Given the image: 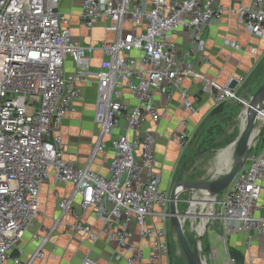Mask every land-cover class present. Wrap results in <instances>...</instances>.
Segmentation results:
<instances>
[{"label": "built area", "instance_id": "2783aa9c", "mask_svg": "<svg viewBox=\"0 0 264 264\" xmlns=\"http://www.w3.org/2000/svg\"><path fill=\"white\" fill-rule=\"evenodd\" d=\"M238 11L248 31L264 37V0H250ZM222 12L219 0H84L83 24L91 29L105 21L106 29L117 35L97 46L74 40L61 0H0V264H33L44 258V249L61 224L92 241L103 237L117 242L119 262L172 264L170 192L161 187L157 133L146 129L144 122L147 116L155 124L161 120L157 94L171 97L184 79L199 76L190 53L178 55L179 31L192 29L193 43L203 50L205 29ZM97 49L104 57L100 68L93 70ZM93 78L100 133L89 163L80 166L65 157L61 127L75 103L85 99L83 86ZM125 89L136 99L134 106L123 100ZM203 91L213 95L215 107L248 100L216 81L207 82ZM181 95L185 107L194 110L189 92L182 89ZM182 125L176 137L185 145L191 131L187 119ZM109 141L114 156L106 176L93 170L90 162ZM263 177L264 139L259 136L231 185L210 195L211 218L224 220L228 233L249 234L248 243L252 234L264 236ZM50 181L71 184L73 190L66 196L55 191L60 213L44 235H34L39 244L25 258L22 238L36 226L42 187ZM91 211L102 224L100 233L84 220ZM133 224L141 241L151 240L149 255L142 242L134 240ZM236 262L229 256L227 264ZM82 264L98 262L86 255Z\"/></svg>", "mask_w": 264, "mask_h": 264}, {"label": "crops", "instance_id": "0c3cea01", "mask_svg": "<svg viewBox=\"0 0 264 264\" xmlns=\"http://www.w3.org/2000/svg\"><path fill=\"white\" fill-rule=\"evenodd\" d=\"M83 1L61 0V9L71 18L74 40L85 45L93 43L99 46L103 40L113 41L116 39V33L106 29L105 21H99L91 29L83 24L81 18ZM249 2L250 0H219L223 12L219 17L213 19L205 29L203 50L193 43L194 31L192 29L183 28L176 37L179 57L183 58L189 52V59L195 63V69L199 76L184 79L181 89L176 90L171 97L157 94L156 106L161 113V120L155 124L147 116L144 122L146 129L154 130L157 133L155 151L158 169L161 172V187L169 192L180 180V175H183L181 159L191 140L184 145L176 137L177 132L184 129L182 120H188L192 138L201 123L215 108L214 97L211 93L203 91L204 85L209 81L228 85L232 79H238L239 84L235 90L240 95L245 91V85L252 86L253 93H255L264 84V37L249 32L238 11L241 4L246 5ZM231 43H236L239 46L235 47ZM203 55L207 58V62L203 60ZM103 57L100 49L93 53V70L100 68ZM72 66V61H70L68 68L71 69ZM247 82L250 83L247 84ZM182 89L189 92L194 110L185 107L181 95ZM83 91L85 99L75 103V110L65 117L61 127L66 150L65 157L80 166L89 163L100 133L99 124L95 121L98 96L97 79L93 78L91 84L83 86ZM123 100L132 106L137 103L128 89L123 92ZM125 131V126H123L121 132ZM113 156L114 150L109 141L107 148L98 153L91 160L90 165L96 172L110 176L109 166ZM72 190L71 184L55 183L54 181L44 184L41 191L42 213L36 219V226L30 228L22 238V245L26 250L25 258L33 253L39 244L34 239V235L37 232L44 235L46 230L53 227V223L60 213L55 191L66 196L72 193ZM198 192L204 195L202 190ZM261 201H264V177ZM184 203L189 207L187 200ZM194 204L195 202L192 207ZM196 209L199 210L198 213L203 212L211 216V209H208V206L206 208L197 205ZM206 219L208 223L201 244L202 257L207 264H227L229 256L241 257L243 264H264L263 235L252 234L251 241L248 243L249 234L245 232L228 233L225 221L219 217ZM84 220L92 225L96 232L100 233L102 224L92 211L85 214ZM194 220L193 224L195 223V225L201 223L200 217ZM132 229L134 240L140 242L138 226L133 224ZM141 242L149 255L151 240L146 239ZM117 248V242H108L103 237L92 241L87 235L68 230L64 224H61L54 231L44 249L45 257L37 259L33 264H82V259L86 255L96 259L98 264H127L125 260L120 262L116 260Z\"/></svg>", "mask_w": 264, "mask_h": 264}, {"label": "rangeland", "instance_id": "374dc122", "mask_svg": "<svg viewBox=\"0 0 264 264\" xmlns=\"http://www.w3.org/2000/svg\"><path fill=\"white\" fill-rule=\"evenodd\" d=\"M249 83L250 82H247V84ZM244 90L245 91L240 93V95L244 97L246 96L247 99H250L254 94L253 87H247L245 85ZM230 103L232 105H237L241 102L238 100H234ZM245 108V104H243V107L241 109L236 107H228L222 114L217 115L213 118H207L206 125L204 126L202 131L198 132L197 135H195V137L193 138V148L188 149L182 156L181 168L183 167L184 171L179 181H209L213 178H217L216 176L220 177L223 171L227 170L228 164H232L234 160L232 161V157H226L225 153L226 151L235 149L236 147L235 142L238 140L241 134V130L242 128H244L247 121L246 111H244ZM263 127L264 126H262V129ZM259 136H261L260 133L255 139L259 138ZM227 147L229 148L224 150ZM198 191L199 190L190 189L181 194L182 200L179 204L180 211H185L188 209L186 203H184V200H186V198L196 197L206 200L210 199V196L207 193L203 192V195ZM196 201H199V205L207 208V203L209 201L195 200L193 201L195 202V209L197 208ZM191 211L198 212L199 210H193L192 207ZM195 217L196 216H194L193 218L195 219ZM193 218L188 217L184 221V229L191 246L194 247L195 244H198V247H201L200 253L202 254L201 243L204 239V235L201 238L199 237L198 232L195 228L197 225H199L200 222L196 225L195 223L193 224V222H195ZM167 226L172 264H189L188 259L179 242L176 229L172 225V222L169 221Z\"/></svg>", "mask_w": 264, "mask_h": 264}, {"label": "water", "instance_id": "95a60500", "mask_svg": "<svg viewBox=\"0 0 264 264\" xmlns=\"http://www.w3.org/2000/svg\"><path fill=\"white\" fill-rule=\"evenodd\" d=\"M238 84V79H232L228 86L231 89H236ZM243 103L246 105L247 108V123L244 128H242L241 134L238 140L235 142L236 158L234 162L229 165V168H227L226 171H223L220 177L213 178L209 181H177L170 192L171 222L174 228L176 229L179 242L188 259L189 264H207V262L200 253L201 247H198V244H195L194 247H192L189 243L184 229V221L188 217L194 216L200 217L203 221L206 218H211V216L203 212L195 213L192 212L190 209L180 211L178 203L182 200L181 194L185 193L187 190L190 189H198L207 193L209 196L211 194L218 195L225 191L231 185L234 178L243 168L246 162L247 154L252 150V136L255 129L257 116L259 112L264 111V84L252 95L250 99L245 100ZM229 147L225 148L224 150L228 149ZM186 200L189 203V206L191 207L193 201L195 200L209 201L212 199L210 196L209 200L196 197L189 198ZM204 233L202 235H199V237H203Z\"/></svg>", "mask_w": 264, "mask_h": 264}, {"label": "bare ground", "instance_id": "6f19581e", "mask_svg": "<svg viewBox=\"0 0 264 264\" xmlns=\"http://www.w3.org/2000/svg\"><path fill=\"white\" fill-rule=\"evenodd\" d=\"M247 108H245V110L244 111H247L246 110ZM243 111V112H244ZM246 117H247V112H246ZM246 123H247V121H246ZM246 123H245V125H246ZM264 125V111H262V112H259V114H258V116H257V120H256V124H255V129H254V132H253V136H252V142L255 140V138L259 135V133H260V131H261V129H262V126ZM226 155V157H232V161L233 160H235V157H236V147H235V149H232V150H228V151H226V153H225ZM228 168H229V164H228V166H227ZM226 167V168H227ZM226 170V169H225ZM194 203V202H193ZM207 205H208V209L210 208L211 209V207H210V203L208 202L207 203ZM193 210H196L195 209V207H194V205H193ZM193 212V211H192ZM206 225H207V219H204L203 221L201 220V223L199 224V225H197L196 226V230H197V232H198V235H202L203 233H204V231H205V229H206Z\"/></svg>", "mask_w": 264, "mask_h": 264}, {"label": "trees", "instance_id": "16d2710c", "mask_svg": "<svg viewBox=\"0 0 264 264\" xmlns=\"http://www.w3.org/2000/svg\"><path fill=\"white\" fill-rule=\"evenodd\" d=\"M228 107H229V108H234V107H236V108L241 109V108L243 107V104H242V103H238L237 105H232L230 102H224V103H222V104L216 106V107L210 112V114L208 115V117L213 118V117H215V116H217V115H220V114H222L223 112H225L226 109H227ZM208 117H207V118H208ZM207 118H206L205 121H203V122L201 123L200 127H199L198 130L195 132L194 136H192V138H191V140H190V142H189L188 149L193 148V147H192V146H194V144H193V143H194L193 138L195 137V135H197L198 132L202 131V129H203L204 126L206 125ZM261 138L264 139V127H263V129H262V131H261ZM188 149H187V150H188ZM181 169H183V167H182ZM181 175H182V174H181ZM181 175H180V176H181ZM234 257H235L236 260H237L236 264H243V259H242L241 257H239V256H234Z\"/></svg>", "mask_w": 264, "mask_h": 264}]
</instances>
